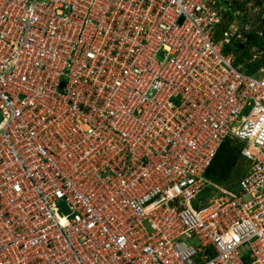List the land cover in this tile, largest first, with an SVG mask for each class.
<instances>
[{
  "label": "built area",
  "instance_id": "2783aa9c",
  "mask_svg": "<svg viewBox=\"0 0 264 264\" xmlns=\"http://www.w3.org/2000/svg\"><path fill=\"white\" fill-rule=\"evenodd\" d=\"M227 1L0 0V264H264V68L223 51ZM228 138L245 170L200 199Z\"/></svg>",
  "mask_w": 264,
  "mask_h": 264
},
{
  "label": "rangeland",
  "instance_id": "374dc122",
  "mask_svg": "<svg viewBox=\"0 0 264 264\" xmlns=\"http://www.w3.org/2000/svg\"><path fill=\"white\" fill-rule=\"evenodd\" d=\"M221 5H224L223 2L225 0H218ZM228 5L230 6V9H226L227 12L223 13L222 19L220 23L215 28V35L217 37H221V31L229 26L231 16L229 14H233L234 12V22L238 21L239 18L244 20L251 21L250 29L249 30H255L256 32H263L262 41L264 42V31L262 28L264 27V0H228ZM233 8V9H231ZM232 10V11H230ZM242 44L243 46L241 48H237V44ZM229 45L232 48L234 60L235 63H240V65L243 68H249V64H257L259 67L264 68V49L257 47L256 45H253L246 41L244 37L243 30L234 31V35H231L229 38ZM255 51H258V55L256 58H253V53ZM246 110L243 111L242 114H245ZM231 145L234 147L240 144L236 141L230 142ZM236 144V145H235ZM236 169L233 171V178L230 180H226V182H214L215 186L213 185H206L205 190L200 196V199L204 198L205 200L213 197V196H220L221 191L218 189V187H225L229 188L228 186L232 187L235 184L236 179L241 174V171L244 172L245 170V161L242 159H238L237 161ZM193 207H197L193 204ZM186 242H190L189 239H186Z\"/></svg>",
  "mask_w": 264,
  "mask_h": 264
},
{
  "label": "trees",
  "instance_id": "16d2710c",
  "mask_svg": "<svg viewBox=\"0 0 264 264\" xmlns=\"http://www.w3.org/2000/svg\"><path fill=\"white\" fill-rule=\"evenodd\" d=\"M233 15L234 14H230V16ZM262 30L264 31V27L262 28ZM245 35H246V41H248L253 45H256L259 48L264 49V42L262 41L261 38L263 36L262 31L261 34H259L258 31L256 32L255 30L252 31L250 30ZM242 46H243L242 44L239 43L237 44V48H241ZM223 47H224L223 48L224 52H228L230 49H232L229 44H225ZM234 64L236 66L240 65V63H235V60H234ZM249 65H250L249 68L248 67L243 68L241 66L238 67H240L241 69H245L248 73L252 75H256L259 66L253 63ZM230 142H232V139L228 138L223 143H221L214 157L212 158L209 166L205 170L204 173L205 177L211 180L212 182H216V183L226 182V180L228 181L233 178V171L236 169L238 163L237 161L239 159V148L237 146L234 147L233 145H231ZM204 190L205 189H203V191L201 192V196Z\"/></svg>",
  "mask_w": 264,
  "mask_h": 264
}]
</instances>
